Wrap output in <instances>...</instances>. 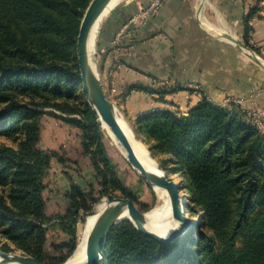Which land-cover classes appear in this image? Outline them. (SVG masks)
Listing matches in <instances>:
<instances>
[{"label":"trees","instance_id":"trees-1","mask_svg":"<svg viewBox=\"0 0 264 264\" xmlns=\"http://www.w3.org/2000/svg\"><path fill=\"white\" fill-rule=\"evenodd\" d=\"M90 1L0 0V137L11 139L0 144V235L39 261L45 258L49 222L57 220L71 236L60 245L68 249L62 263L76 246V216L90 209L89 195L71 184L65 213H46L43 177L54 154L37 145L43 113L38 107L80 99V118L71 122L81 130L83 152L104 189H118L134 202L101 147L97 113L83 99L76 40ZM256 12L252 7L245 15L247 47L248 21ZM131 89L162 98L181 88ZM134 127L160 168L179 174L185 213L199 207L200 223L163 244L123 220L110 232L97 264H264V133L247 111L202 96L186 114L152 110Z\"/></svg>","mask_w":264,"mask_h":264},{"label":"crops","instance_id":"crops-1","mask_svg":"<svg viewBox=\"0 0 264 264\" xmlns=\"http://www.w3.org/2000/svg\"><path fill=\"white\" fill-rule=\"evenodd\" d=\"M149 2L125 6L121 13L128 12L127 22L111 37L102 30L98 41L101 83L104 88L107 81L109 88L105 94L136 137L143 142L134 127L140 116L157 109L186 114L202 96L228 108L239 100L236 105L243 110H264V66L225 37L242 42L250 0H164L159 11L145 19L140 10ZM209 13L216 16L218 27L205 24ZM258 14L248 21L250 40L264 51V13ZM223 22L233 25L234 34ZM132 84L181 89L158 98L143 89L127 90Z\"/></svg>","mask_w":264,"mask_h":264},{"label":"rangeland","instance_id":"rangeland-1","mask_svg":"<svg viewBox=\"0 0 264 264\" xmlns=\"http://www.w3.org/2000/svg\"><path fill=\"white\" fill-rule=\"evenodd\" d=\"M135 1L136 0L121 2L115 8H113L107 16L103 18L99 25L92 57L96 65V71L98 73L100 81H102V73L104 72L101 69L100 65H98V60L100 61V57L98 56V54L100 53V51L98 50V41L101 36V32L102 30H106V33L109 34V37H111L112 33L113 35H115L116 31L119 29V27H121L120 24L122 22H127L128 20V12L121 13L122 9L125 6H129L130 4L134 3ZM249 5L250 6L248 8V11L252 7H255L257 9V12L253 16L259 15V11H263L264 13V0H250ZM215 17L216 16H213L209 13L207 19L208 21L204 18L203 20L205 24L211 22L218 27L219 23L217 22ZM223 25L228 29V31H231V33L234 34V28L232 24L223 22ZM249 31L247 33V43L251 47H247V45L245 44L244 33L242 34V36H239V38L249 49L248 53L258 55L264 61V51L250 40ZM106 83L107 81H105L104 83L105 92L109 90ZM83 99L85 100L84 96ZM68 101L70 102V104L66 106L62 105V103L64 102L63 100H55V102H57V104L59 105L38 107V109L43 110V113L39 118L40 136L37 145L39 148L48 152H53L54 154V156L51 158L49 167L45 170L43 177V198L45 202L46 213L48 215H63L65 213L68 207V199L66 197V194L70 190L71 184L76 185L87 196L89 195L87 197V205L89 209L96 206L101 199L105 198L106 194L113 193L116 196L125 195L118 189H112L110 186H106L104 189V187L101 185V180L92 165L90 156L83 152L81 130L71 122V118H80V114L76 113L77 111L79 112V110L82 109L80 99L75 98L74 100ZM234 101L236 102V104L237 102H239V100ZM61 106L68 109V111L62 110ZM1 107L2 106H0V108ZM252 112V110L247 111L250 120L254 121L256 119L255 116H253ZM97 120L99 119L97 118ZM257 120L262 123V127L259 129L264 133V116L257 117ZM100 128L102 132L101 147L113 162L118 178L123 182L124 186L130 190V195L134 197L136 206L141 211L147 212L157 205H162L164 202V198L159 197L158 193L156 194L157 191L154 190V187L139 175V173L135 168H133L128 160L122 156L118 148L109 141L102 128L101 121ZM136 138L138 139V137ZM140 139L141 138H139L138 140ZM1 143H11V139L0 137V144ZM77 144H79V149L77 148ZM144 144L148 148L147 142ZM160 158L161 157L158 156V159ZM154 160L157 162L156 158H154ZM158 163L159 162H157V164ZM160 170L168 177V179L172 178L171 180H173L175 183L181 182L182 179L180 178L179 174L176 173L173 177V175L169 176V171L163 170L162 168H160ZM180 194L182 195L183 205L185 208L187 199L185 197L186 193H184L182 188H180ZM82 212L83 211H79L75 219L76 222L74 226L76 229V239L78 235V228L83 224L84 221L82 218ZM186 216H189L188 218L190 221L188 227H195L200 223V208L192 207L189 210L187 209ZM45 235V258L42 262H44L45 264L61 263V260L68 254V249L67 247L60 245L64 244L70 239V234L61 229V227L58 225L57 220H52L48 224ZM5 245L8 246L7 251H5ZM189 246H191V242L189 243ZM0 250L5 252L14 251L19 254L28 255L23 250L19 249L10 240L2 237L1 235Z\"/></svg>","mask_w":264,"mask_h":264},{"label":"water","instance_id":"water-1","mask_svg":"<svg viewBox=\"0 0 264 264\" xmlns=\"http://www.w3.org/2000/svg\"><path fill=\"white\" fill-rule=\"evenodd\" d=\"M110 2L111 0H91L85 9L79 26L76 40V56L84 97L86 102L98 114V119L103 121L110 128L118 143L125 149L128 162L133 168L139 171V175L151 186H158L165 189L169 199L172 217L179 222V225L168 234L164 236L160 235L149 226L145 217V212L141 211L131 198L127 196H116L113 193H109L105 196V205L102 209L98 206H94L90 210L82 212L83 220L89 215H97L86 239L85 262L83 264H97V262L102 259V248L107 242L110 232L123 220H129L141 233L163 244H168L183 234L187 230L190 222L186 216L185 208L182 204L183 199L181 200L179 194L180 189L177 183L168 179L163 172L147 170L137 158L127 133L118 121V111L113 102L109 100L105 94L96 71V65L93 61L92 54L89 52L91 28ZM225 37L234 41L240 48L249 50L243 42L236 41L227 34ZM252 55L264 66V61L259 56L253 53ZM147 150L149 153V148H147ZM124 211L127 212L129 218H124L122 216V212ZM11 260L19 261L22 264H45L29 255L19 254L14 251L5 252L0 250V264H6ZM61 264L65 263L63 262Z\"/></svg>","mask_w":264,"mask_h":264},{"label":"bare ground","instance_id":"bare-ground-1","mask_svg":"<svg viewBox=\"0 0 264 264\" xmlns=\"http://www.w3.org/2000/svg\"><path fill=\"white\" fill-rule=\"evenodd\" d=\"M130 0H111L109 3L108 7L105 9V11L101 14V16L95 21L94 25L91 28V33H90V39H89V52L92 54L94 51L95 47V40L97 37V33L99 30V25L103 18L107 16L110 11H112L113 8H115L118 4L121 2H129ZM224 29V28H223ZM248 52V50H246ZM93 64V61H92ZM117 118L123 129L128 135L129 141L133 147V150L143 165L144 168H146L149 171H156V172H161L160 167L157 165V162L154 160V158L148 153L147 147L143 142L138 140L136 136L134 135L133 131L130 129V127L127 125L126 121L120 116L119 113H117ZM102 128L107 135L109 141L114 144L122 156L127 159L126 151L125 149L118 143L116 140L115 136L113 135L112 131L110 128L103 122L101 121ZM139 172L138 170H136ZM175 175V174H174ZM173 175V177H174ZM154 190L157 191L156 194L158 193L159 197L164 198V202L162 205H157L153 207L152 209L148 210L145 212V217L147 219V222L149 226L158 234L160 235H166L168 234L172 229L176 228V226L179 225V222L175 220L172 217L171 214V208L169 204V199L166 195V191L162 187L154 186ZM180 194V190H179ZM181 196V200L182 195ZM183 204V203H182ZM105 205V198L101 199L96 206H98L100 209H102ZM122 216L124 218H129L128 214L126 211L122 212ZM97 215H89L84 219L83 224L78 228V235L76 239V246L71 255L66 259L64 262L65 264H83L85 262V246H86V239L89 233V230L95 221ZM189 217V216H188ZM187 217V218H188ZM189 219V218H188ZM6 264H22L19 261L16 260H11L7 262Z\"/></svg>","mask_w":264,"mask_h":264},{"label":"built area","instance_id":"built-area-1","mask_svg":"<svg viewBox=\"0 0 264 264\" xmlns=\"http://www.w3.org/2000/svg\"><path fill=\"white\" fill-rule=\"evenodd\" d=\"M163 3H164V0H150L149 4L145 8L140 10V15H142L145 19L152 17L159 11ZM125 29H126V26L122 27V31H124ZM252 111H253L252 114L253 116H255V119H256L252 122L256 124L258 128H261L262 123L257 120V117L264 116V110L254 109Z\"/></svg>","mask_w":264,"mask_h":264}]
</instances>
